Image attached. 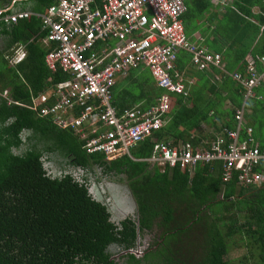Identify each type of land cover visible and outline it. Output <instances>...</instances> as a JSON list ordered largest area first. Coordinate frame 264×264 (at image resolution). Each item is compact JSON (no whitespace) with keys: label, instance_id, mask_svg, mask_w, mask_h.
<instances>
[{"label":"trees","instance_id":"obj_1","mask_svg":"<svg viewBox=\"0 0 264 264\" xmlns=\"http://www.w3.org/2000/svg\"><path fill=\"white\" fill-rule=\"evenodd\" d=\"M55 1L0 0L1 10L12 8L0 15L24 10L42 13ZM197 2L204 1L185 0L184 5L196 11ZM234 6L245 16L255 6L259 11L253 15L255 24L242 16L235 22L228 18L242 26L225 32L228 46L221 54L225 73L212 67L208 72L192 68L190 76L197 81L190 86V96L176 97L166 113V124L138 143L130 151L132 158H148L153 140L204 147L192 135L200 125L232 130L239 108L244 127L251 129L255 145L264 153L263 68L257 63L263 81L252 88L251 98L245 99V88L230 78L233 73L245 77L247 55L264 58V0H237ZM39 28L33 16L0 23L9 44L25 46V56L14 68L0 58V91L8 89L14 102L7 104L0 98V264H231L226 258L229 247L238 243L246 249L241 264L250 258L255 259L251 264H264V181L242 186L233 173L222 182V163L215 160L196 163L191 170H150L147 163L125 156L105 160L99 154H86L71 131L56 128L24 107L30 94L65 78L60 71L52 74L45 68L47 49L37 43L44 37ZM211 76L217 79L211 82ZM133 77L132 72L126 76L121 92L119 83L112 90L118 112L140 100L139 109H148L162 92L153 87L149 74ZM224 101L229 108H223ZM53 159L83 171L96 167L102 176H124L135 217L111 222L110 211L91 196L85 177L78 181L71 174H47L43 164ZM153 228L159 231L157 248L135 257L130 252L138 247V237Z\"/></svg>","mask_w":264,"mask_h":264},{"label":"built area","instance_id":"obj_2","mask_svg":"<svg viewBox=\"0 0 264 264\" xmlns=\"http://www.w3.org/2000/svg\"><path fill=\"white\" fill-rule=\"evenodd\" d=\"M185 9L183 0H99L98 5L95 0H56L37 15L47 49L43 62L50 73L60 71L68 78L24 107L56 128L71 131L86 154H99L105 160L125 156L136 161L130 151L166 124L169 95L186 94L176 71L178 51L189 54L196 70L212 67L225 73L220 55L186 39L181 22ZM27 16L17 13L0 21L15 23ZM23 57L18 48L11 63ZM244 61L245 77L233 73L230 78L245 88L246 99L253 97L252 88L263 81L264 58L247 55ZM257 63L262 74L256 71ZM139 67L147 70L162 92L146 110L117 112L111 105L116 77ZM234 120V129L221 128L202 149L154 141L150 156L139 161L159 169L180 170L221 161L222 182L235 173L237 184L260 185L264 181V153L255 145L250 129H242V109H235Z\"/></svg>","mask_w":264,"mask_h":264},{"label":"crops","instance_id":"obj_3","mask_svg":"<svg viewBox=\"0 0 264 264\" xmlns=\"http://www.w3.org/2000/svg\"><path fill=\"white\" fill-rule=\"evenodd\" d=\"M95 1H96V4L98 5L99 0H95ZM203 1L204 2H197L196 3V5H195V7L197 6L196 11L193 10L190 6H189V9H188V7L185 6L186 7L185 12L183 13V15L181 17L184 35L190 43H193L194 45L199 46L201 48H204L209 53L218 54L221 57L223 50L225 49V47L228 46V42L226 40H224L225 39V32L230 31V30L238 31L240 29V27L242 26L239 23L238 24L230 23L228 18H231V20L233 22H235L236 20H238V18H240L242 16L243 20H245L246 22L250 21L249 23L255 24V21L253 20V15L258 13L259 9L255 6L250 12L251 15L245 16V15H241L238 12V9L234 6V1H237V0H216V1H214V0H203ZM189 4H191V3L189 2ZM11 9H12L11 6L7 7L6 9H2V10L0 9V14L6 10H11ZM192 10L194 12H192ZM197 10L199 12H197ZM44 11L42 13H38V14L29 12L27 10L15 11V12H12L11 14L0 15V18H2L4 16H12L13 14H17V13H27L28 16L26 18L33 16L39 20L37 15L43 14ZM26 18H24V19H26ZM0 23H3V22L0 21ZM3 24L8 25L11 23H7V24L3 23ZM230 27H231V29H230ZM39 31H40V28H39ZM228 37L229 36H227V38ZM43 39H44V37H43ZM41 40L37 41V43L39 45V48L43 50L44 43ZM9 43H10V38H8L6 35L2 34V32L0 31V58H2L4 61L7 62L8 67L14 68L19 63V62L16 64L11 63V59L14 55V51L19 48V51L22 50V52L25 56V46H24V44H9ZM176 62H177L176 71L179 74L182 83L184 84L186 94L184 96L183 95L170 94L169 95V99H170V105L169 106H171V108H173V106H174V102H175L176 97H181L183 99H186L190 96V86L194 85L197 81V79L195 77L190 76L191 73L193 72V70H196V69L190 63L189 54H187L185 51H178L177 57H176ZM43 64H44V62H43ZM181 64H184L183 67L181 66ZM192 68H193V70H192ZM197 71H199V70H197ZM131 72H132L134 77H136V75H140L141 73L149 74L145 68L139 67L137 69L129 70L124 75L117 76L114 86L118 83L121 84V87H119L117 89V91L121 92V89L123 87H126L125 83H127V82H124V80L126 79V76ZM200 72H208V71H200ZM63 75L65 77L63 80L68 78L67 75H65V74H63ZM139 78H140V76H139ZM210 80H211V82H213V80H216V79L211 76ZM58 82H60V81H58ZM58 82H56V83H58ZM151 84L153 85V87H156L154 82L152 81V79H151ZM52 85H54V84H52ZM52 85L45 87L43 90H41V92H38L35 95L30 94L29 103L26 104V106L31 103L32 98L36 97L37 95H39L41 93L48 92L52 88ZM114 86L112 87V90H113ZM112 90H111V105L115 109V107L112 104V101H113ZM8 94H9L8 89H3L2 91H0V98L5 99L7 104H11V103L14 104V102H12L10 100ZM140 104H141V100L137 103L133 102L132 106L130 108L124 109V110H130L132 108L139 109ZM139 110H141V109H139ZM144 110H146V109H144ZM166 121H167V117H166ZM217 125H219V124H217ZM202 126L203 127H200L201 130L202 129L204 130L205 128L208 129V132L212 130L211 126L204 125V124ZM241 126H242V129L246 128V127H244V123H241ZM251 132L252 131L250 129V135H251ZM192 135H194V136L196 135L197 138L201 139L200 140L201 143L199 142L200 143L199 145H202L208 139L202 133H201V135H197V133H194ZM203 137H206V138L203 139ZM251 137H252V135H251ZM161 141H163V140H161ZM253 141H254V139H253ZM169 142L171 143V141H169ZM153 143H154V140H153ZM254 143L256 144L255 141H254ZM177 144H181V142H177ZM198 147L201 149L203 148L202 146H198ZM193 149H196V147H194Z\"/></svg>","mask_w":264,"mask_h":264},{"label":"rangeland","instance_id":"obj_4","mask_svg":"<svg viewBox=\"0 0 264 264\" xmlns=\"http://www.w3.org/2000/svg\"><path fill=\"white\" fill-rule=\"evenodd\" d=\"M24 58V57H23ZM145 75H147L145 73ZM150 81V79H149ZM189 85V84H188ZM223 108H229V103L226 101L222 104ZM203 125V124H202ZM200 127H203V126ZM219 125H217L218 127ZM198 128L197 135H205L208 139L203 143H209L211 141L212 137L217 133L215 130H212L208 132V129L205 128L204 130L201 128ZM206 130V131H205ZM196 149H199L197 146ZM128 158V157H127ZM134 159V158H133ZM146 159V158H144ZM131 160V159H130ZM136 161H139L141 159H135ZM57 163L55 160L44 162L43 167L47 174L51 176H57L60 174H71L75 179L78 181L81 180L82 177H85L87 179L88 184V191L94 198L101 200L104 202V204L107 206L108 210L110 211V220L114 224H117V221L124 217H135V206L130 198V194L127 189L126 180L124 179V176H113V175H104L102 176L99 171L100 169L96 167H92L91 169H85L86 171H83L82 169H75L70 166H66L65 164L59 163L61 162V159H57ZM147 163V162H145ZM150 163V162H149ZM148 164V168L151 170L152 168H157L151 165V163ZM194 231V229H193ZM159 231L156 228H153L151 232L142 234L138 237L137 243L138 247L136 250L128 251L134 255L136 253L135 257H138L139 254L142 253V251H145L146 249H150L149 251H153L157 246H155V242L158 241ZM246 249H244L243 244L237 245L235 247L233 244L229 247V252L227 254V259L230 261L231 264H241L242 262V256L245 255ZM254 256L256 254H253ZM140 256V255H139ZM256 257V256H255ZM241 259V262L239 260ZM255 259L250 258L246 263L251 264L254 263Z\"/></svg>","mask_w":264,"mask_h":264},{"label":"bare ground","instance_id":"obj_5","mask_svg":"<svg viewBox=\"0 0 264 264\" xmlns=\"http://www.w3.org/2000/svg\"><path fill=\"white\" fill-rule=\"evenodd\" d=\"M140 255V254H139Z\"/></svg>","mask_w":264,"mask_h":264}]
</instances>
